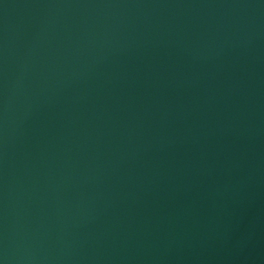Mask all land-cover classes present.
Here are the masks:
<instances>
[{
	"label": "water",
	"instance_id": "1",
	"mask_svg": "<svg viewBox=\"0 0 264 264\" xmlns=\"http://www.w3.org/2000/svg\"><path fill=\"white\" fill-rule=\"evenodd\" d=\"M0 264H264V0H0Z\"/></svg>",
	"mask_w": 264,
	"mask_h": 264
}]
</instances>
